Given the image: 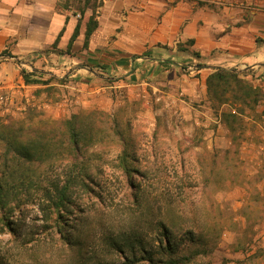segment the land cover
<instances>
[{"label":"rangeland","instance_id":"rangeland-1","mask_svg":"<svg viewBox=\"0 0 264 264\" xmlns=\"http://www.w3.org/2000/svg\"><path fill=\"white\" fill-rule=\"evenodd\" d=\"M78 1L60 0L57 5L75 11ZM20 66H6L3 71L2 114L14 121L29 114L37 115L36 121L45 115L62 120L81 109L115 113L126 106L138 149L135 163L145 176L136 174L139 192L130 187L114 166L116 150L109 143L101 161L106 178L103 202L84 200L78 218L82 255L72 256L56 235L44 230L47 223L34 206L25 211L16 232H0V264H78L80 259L90 264H124L129 251L117 250L112 239L122 242L133 234L139 237L138 245L154 248L160 220L180 237L194 231L212 248L209 257L195 264H264L263 85L253 80L262 88V102L254 111L246 110V128L237 147L220 119L222 112H235L236 106L222 104L216 114L200 86L192 95L156 82L157 90L140 86L91 94L89 89L97 85L76 83L67 74L58 77L62 82L55 75H45L42 79H49L50 86L27 85L21 71L33 69L26 62ZM81 84H87V90Z\"/></svg>","mask_w":264,"mask_h":264},{"label":"crops","instance_id":"crops-1","mask_svg":"<svg viewBox=\"0 0 264 264\" xmlns=\"http://www.w3.org/2000/svg\"><path fill=\"white\" fill-rule=\"evenodd\" d=\"M59 1L0 0V80L6 66L20 69L26 62L43 79L67 74L76 83L97 85L91 94L140 86L157 90L156 82L190 95L200 86L206 97L211 68L187 75L183 65L197 66L198 61L175 50L178 42L194 40L191 49L206 65L246 68L264 86V44L257 43L264 41V0H105L87 49L86 22L92 11L82 17ZM81 86L87 90V84Z\"/></svg>","mask_w":264,"mask_h":264},{"label":"trees","instance_id":"trees-1","mask_svg":"<svg viewBox=\"0 0 264 264\" xmlns=\"http://www.w3.org/2000/svg\"><path fill=\"white\" fill-rule=\"evenodd\" d=\"M104 2L79 0L76 3V12L82 17L88 10L92 11L86 22L85 49L99 27V10ZM81 24L82 20L69 41L68 51L80 34ZM63 32L64 29L61 34ZM260 42L264 44L257 39V43ZM193 45L194 40L178 42L175 50L177 54L188 53L198 64L206 65L202 55L191 49ZM21 75L27 85L51 84L49 79L43 80L35 71L23 69ZM54 79L63 81L55 76ZM206 92L216 114L222 104L236 106L235 112H222L220 119L239 147L246 128V110L254 111L262 102V88L254 84L253 78H248L247 71L218 66L210 69ZM9 116H0V232L6 229L16 232L25 211L37 206L47 223L44 230L51 236L56 235L62 245L71 250L72 256H81L79 217L82 203L93 198L102 203L106 191L105 169L101 163L105 147L112 142L116 150L114 166L137 192L141 187L135 181L136 174L145 176L135 163L138 149L130 133L132 119L126 106L115 113L96 108L81 109L62 120L45 115L36 121L37 115L29 114L14 121ZM137 197L135 204L139 206ZM156 226L158 243L154 248L147 249L144 243L138 245L139 237L133 234L122 242L112 239L117 250L129 251L124 264H195L199 258L212 254V248L194 231L188 230L184 237H180L162 220ZM138 252L142 253L141 257ZM78 264L90 263L80 259Z\"/></svg>","mask_w":264,"mask_h":264},{"label":"built area","instance_id":"built-area-1","mask_svg":"<svg viewBox=\"0 0 264 264\" xmlns=\"http://www.w3.org/2000/svg\"><path fill=\"white\" fill-rule=\"evenodd\" d=\"M182 69L184 70V71H187L188 73H190V74H193V73H195L196 71H197V67H196V65H193V64H186V65H183V67H182ZM0 116H5V117H7L6 116V113L4 114H2L1 112H0Z\"/></svg>","mask_w":264,"mask_h":264},{"label":"water","instance_id":"water-1","mask_svg":"<svg viewBox=\"0 0 264 264\" xmlns=\"http://www.w3.org/2000/svg\"><path fill=\"white\" fill-rule=\"evenodd\" d=\"M196 67H197V69H208V68H212L211 66L205 65V64H198Z\"/></svg>","mask_w":264,"mask_h":264}]
</instances>
